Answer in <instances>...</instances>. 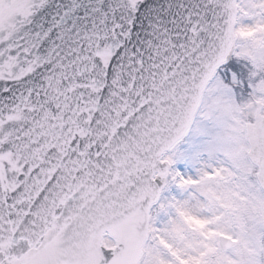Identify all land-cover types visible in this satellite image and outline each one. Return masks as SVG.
Returning <instances> with one entry per match:
<instances>
[{
  "label": "snow or ice",
  "instance_id": "1",
  "mask_svg": "<svg viewBox=\"0 0 264 264\" xmlns=\"http://www.w3.org/2000/svg\"><path fill=\"white\" fill-rule=\"evenodd\" d=\"M0 264H264V0H0Z\"/></svg>",
  "mask_w": 264,
  "mask_h": 264
}]
</instances>
